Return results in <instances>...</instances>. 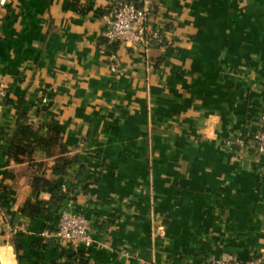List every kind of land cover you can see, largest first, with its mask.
<instances>
[{
    "label": "crops",
    "instance_id": "obj_1",
    "mask_svg": "<svg viewBox=\"0 0 264 264\" xmlns=\"http://www.w3.org/2000/svg\"><path fill=\"white\" fill-rule=\"evenodd\" d=\"M115 1L0 6V264H205L224 253L248 263L264 252V156L252 142L264 0H150L165 42L119 43L113 71L103 31ZM22 116L40 138L60 131L53 154L10 159ZM62 156L77 160L65 173ZM56 185L73 189L66 205L89 219L90 248L56 238L58 218L24 214Z\"/></svg>",
    "mask_w": 264,
    "mask_h": 264
},
{
    "label": "built area",
    "instance_id": "obj_2",
    "mask_svg": "<svg viewBox=\"0 0 264 264\" xmlns=\"http://www.w3.org/2000/svg\"><path fill=\"white\" fill-rule=\"evenodd\" d=\"M9 0H0V6H7ZM153 7L150 0H117L112 3L111 11L106 19L103 37L108 44H128L130 46H143L149 48L152 43L162 44L165 37L151 26V14ZM111 68L116 71L118 68L117 54L111 55ZM8 96V86L4 78H0V113L3 103ZM47 103V99H43ZM252 142L258 156H264V114L260 118L259 128L253 135ZM242 145L243 141L237 140ZM54 236L60 241L68 244L75 250L90 248L93 243L91 223L88 218L73 212L69 203L61 211L58 225ZM264 252L256 256L248 263H243L238 256L231 253H224L216 259L205 264H263Z\"/></svg>",
    "mask_w": 264,
    "mask_h": 264
},
{
    "label": "trees",
    "instance_id": "obj_3",
    "mask_svg": "<svg viewBox=\"0 0 264 264\" xmlns=\"http://www.w3.org/2000/svg\"><path fill=\"white\" fill-rule=\"evenodd\" d=\"M118 43L112 44L108 49V56L117 50ZM61 145L60 131L51 130V134L48 138H40L38 130L31 124H29L25 117H20L14 135L11 138V145L9 149V157L17 163H23L25 161L32 160L33 154L37 150H46L49 154H53V149ZM62 153L66 152V149L62 147ZM76 158H70L68 156H62L59 158L57 165L55 166L56 171L65 173L72 165L76 162ZM34 187L37 189L39 186H49L47 181L35 178ZM72 188L64 190L62 185L54 186V194L49 204L42 202H28L24 209V214L28 217H34L46 212L47 215L57 221L61 211L65 208L69 195L72 192ZM7 192L3 190L0 184V205L6 197ZM80 263L85 264L82 255L79 257ZM68 264H76L75 258H71Z\"/></svg>",
    "mask_w": 264,
    "mask_h": 264
}]
</instances>
